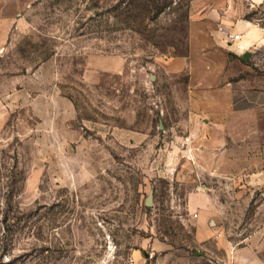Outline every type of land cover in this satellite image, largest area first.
Returning a JSON list of instances; mask_svg holds the SVG:
<instances>
[{"label":"rangeland","instance_id":"1","mask_svg":"<svg viewBox=\"0 0 264 264\" xmlns=\"http://www.w3.org/2000/svg\"><path fill=\"white\" fill-rule=\"evenodd\" d=\"M228 1L262 45L241 61L221 30L208 77L164 59L189 52L192 0H151L144 20L138 0H0V264L264 259V103L195 110L196 89L241 75L264 91V0Z\"/></svg>","mask_w":264,"mask_h":264},{"label":"crops","instance_id":"2","mask_svg":"<svg viewBox=\"0 0 264 264\" xmlns=\"http://www.w3.org/2000/svg\"><path fill=\"white\" fill-rule=\"evenodd\" d=\"M255 1L262 2L263 0ZM228 3V0H192L189 52L186 55L164 57L167 66L174 70H181L189 65L206 63L207 72L205 75L216 77L217 73L215 72L217 71L212 65L224 59L217 55L218 52L223 51L221 35L224 28L241 33L242 38L234 43H230L226 38L229 48L238 52L240 60L248 62L253 59L262 45V36L258 34V31L251 33L247 31L250 28L247 22H240L235 27L229 24L227 19L225 20V17L222 16V12L227 9L226 5ZM6 5L7 2L2 6L3 11L8 7ZM3 11H0V14H5ZM204 52L206 54H203ZM222 77L223 72L218 74L217 78L220 79ZM257 82L254 76L252 78L251 76L241 75L236 84H212L205 86V88L196 89L195 94L200 96V99L197 101L198 105H196L195 110L199 112V116L207 112L220 113L223 121L231 118L247 119L252 114L258 113L259 108L264 105L261 104L264 103V91L259 86H256ZM63 99L65 98L62 97L61 100L63 102L68 101ZM67 107L70 110L69 103ZM222 126L226 127V125ZM210 236L217 237L218 235ZM230 253L231 264H264V259L255 252L252 246H232Z\"/></svg>","mask_w":264,"mask_h":264},{"label":"trees","instance_id":"3","mask_svg":"<svg viewBox=\"0 0 264 264\" xmlns=\"http://www.w3.org/2000/svg\"><path fill=\"white\" fill-rule=\"evenodd\" d=\"M138 1L139 2H135V6H133V8L137 10V12L136 13L131 12V14H129L130 17L133 16L137 20L139 19L144 20L147 17L148 19H152V17L148 16L149 12H151V9L149 8L150 5L148 2H151V0H138ZM168 4L169 3H165L164 5L157 7L158 10L156 11V14H160L161 12H163L165 8L168 6ZM127 13H130V10Z\"/></svg>","mask_w":264,"mask_h":264},{"label":"built area","instance_id":"4","mask_svg":"<svg viewBox=\"0 0 264 264\" xmlns=\"http://www.w3.org/2000/svg\"><path fill=\"white\" fill-rule=\"evenodd\" d=\"M223 30H224V32H225V34H226V38H227V40H228L230 43H234V42H236V41H238V40H240V39L242 38L241 33L233 32V31H232L231 29H229V28H227V29L224 28ZM194 215H195V217L198 216L197 213H195Z\"/></svg>","mask_w":264,"mask_h":264}]
</instances>
